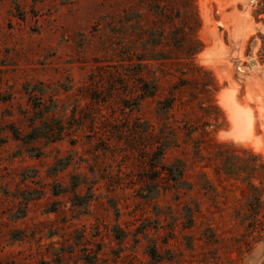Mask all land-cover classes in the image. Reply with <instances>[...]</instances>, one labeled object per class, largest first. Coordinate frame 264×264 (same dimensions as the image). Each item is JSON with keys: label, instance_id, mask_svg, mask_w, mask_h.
<instances>
[{"label": "rangeland", "instance_id": "rangeland-1", "mask_svg": "<svg viewBox=\"0 0 264 264\" xmlns=\"http://www.w3.org/2000/svg\"><path fill=\"white\" fill-rule=\"evenodd\" d=\"M0 264H264V0H0Z\"/></svg>", "mask_w": 264, "mask_h": 264}, {"label": "trees", "instance_id": "trees-1", "mask_svg": "<svg viewBox=\"0 0 264 264\" xmlns=\"http://www.w3.org/2000/svg\"><path fill=\"white\" fill-rule=\"evenodd\" d=\"M137 80H140L141 84L139 85V89H140V95L142 97L144 96H153L157 86L155 84H153L152 86H149V84L147 82H144L141 78H137ZM172 99L173 98H169L167 100V104L166 107L170 108L172 105ZM164 154V148L158 150V148H155L154 150L152 149V153L151 156L148 157L151 165L152 169H155V167L159 166V168H156L155 171L158 172H162L164 173L163 178H165V180L170 183V181L172 182V184L174 185H178L179 183L182 182L181 177H182V168L178 163H172V164H167L165 162L162 161V157ZM157 173H155L153 176H150V179L153 180V183L155 184V186L157 187ZM156 189V188H153ZM74 199H78V196H74ZM150 256L151 257H157L155 254V251L152 250L150 252Z\"/></svg>", "mask_w": 264, "mask_h": 264}, {"label": "bare ground", "instance_id": "bare-ground-1", "mask_svg": "<svg viewBox=\"0 0 264 264\" xmlns=\"http://www.w3.org/2000/svg\"><path fill=\"white\" fill-rule=\"evenodd\" d=\"M226 105L230 111V117L239 134H243L242 136H250L254 128L252 123L253 120L251 119L248 110L240 108L239 105L234 101H226Z\"/></svg>", "mask_w": 264, "mask_h": 264}]
</instances>
